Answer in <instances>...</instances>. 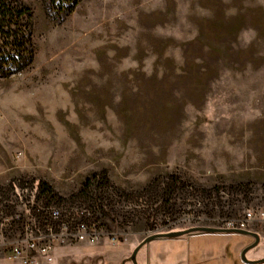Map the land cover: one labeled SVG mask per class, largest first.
Segmentation results:
<instances>
[{
    "label": "rangeland",
    "instance_id": "374dc122",
    "mask_svg": "<svg viewBox=\"0 0 264 264\" xmlns=\"http://www.w3.org/2000/svg\"><path fill=\"white\" fill-rule=\"evenodd\" d=\"M21 1L35 55L0 77V264H23L10 249L34 201L91 198L120 234L115 256L159 231L245 221L261 237L248 257H264V0H81L62 21ZM204 240L218 243L204 264H248L255 238Z\"/></svg>",
    "mask_w": 264,
    "mask_h": 264
},
{
    "label": "flooded vegetation",
    "instance_id": "af4514ba",
    "mask_svg": "<svg viewBox=\"0 0 264 264\" xmlns=\"http://www.w3.org/2000/svg\"><path fill=\"white\" fill-rule=\"evenodd\" d=\"M191 228L193 227L166 231ZM221 232L227 231L191 230L177 237L158 236L142 244L145 237L132 248L129 254L125 255L121 252L119 256H115L110 252L111 250L117 251L116 249L119 248L117 240L120 234L109 233L103 228L101 234L93 242L57 246L48 262L42 264H152V259L160 261L156 264H165L167 260L171 261V264H204L215 261L218 246L215 241L205 242L204 237ZM113 239L114 241H112ZM163 241L166 243L164 244ZM151 243L153 245L149 247Z\"/></svg>",
    "mask_w": 264,
    "mask_h": 264
},
{
    "label": "built area",
    "instance_id": "2783aa9c",
    "mask_svg": "<svg viewBox=\"0 0 264 264\" xmlns=\"http://www.w3.org/2000/svg\"><path fill=\"white\" fill-rule=\"evenodd\" d=\"M33 207L35 217L25 223L24 236L10 249L11 256L23 264H32L36 258L49 256L60 245L93 242L104 228L99 220L104 212V202L95 198L50 204L34 201ZM251 215L249 212L248 217ZM228 226L246 228L245 221L240 225L230 222Z\"/></svg>",
    "mask_w": 264,
    "mask_h": 264
},
{
    "label": "trees",
    "instance_id": "16d2710c",
    "mask_svg": "<svg viewBox=\"0 0 264 264\" xmlns=\"http://www.w3.org/2000/svg\"><path fill=\"white\" fill-rule=\"evenodd\" d=\"M81 0H44L48 15L62 21L70 14ZM33 12L21 0H0V77H8L24 70L33 61L35 48L33 42ZM98 179L99 174L94 173L87 177L77 192L76 197H88L92 190L90 187ZM102 179L107 181L104 173ZM170 179L179 180L177 175ZM157 180L151 183L155 184ZM14 187V183L11 184ZM40 193L57 195L47 182L41 180L38 186Z\"/></svg>",
    "mask_w": 264,
    "mask_h": 264
},
{
    "label": "water",
    "instance_id": "95a60500",
    "mask_svg": "<svg viewBox=\"0 0 264 264\" xmlns=\"http://www.w3.org/2000/svg\"><path fill=\"white\" fill-rule=\"evenodd\" d=\"M191 230H202V231H227V232H235V233H240V234H246V235H250L253 236L255 238V240L247 245L242 251H241V258L243 260V262L248 263V264H256V263H261L264 261V257L259 258V259H251L248 257V252L255 248L257 245H259L260 241H261V237L257 232L251 231V230H247L244 228H222V227H214V226H195L191 229H184V230H177V231H164V232H156L153 233L149 236H147L142 244L158 237V236H169V237H177L180 235H184L188 232H190Z\"/></svg>",
    "mask_w": 264,
    "mask_h": 264
},
{
    "label": "crops",
    "instance_id": "0c3cea01",
    "mask_svg": "<svg viewBox=\"0 0 264 264\" xmlns=\"http://www.w3.org/2000/svg\"><path fill=\"white\" fill-rule=\"evenodd\" d=\"M249 258H251V257H249ZM251 259H259V258H255V257H252ZM245 263V262H244ZM257 264V263H256Z\"/></svg>",
    "mask_w": 264,
    "mask_h": 264
}]
</instances>
